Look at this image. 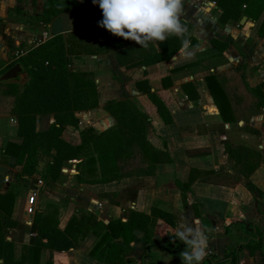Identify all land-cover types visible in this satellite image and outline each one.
Returning <instances> with one entry per match:
<instances>
[{
  "label": "crops",
  "instance_id": "obj_1",
  "mask_svg": "<svg viewBox=\"0 0 264 264\" xmlns=\"http://www.w3.org/2000/svg\"><path fill=\"white\" fill-rule=\"evenodd\" d=\"M52 2L0 0V55L12 60L61 35L69 68L93 74L98 98L96 107L77 112L78 125L66 126L63 138L78 144L85 127L104 131L115 125L103 104L129 97L150 119L147 138L166 151L170 160L157 163L152 172L139 162L130 167L129 174L108 182L79 181L76 163L82 158L71 159L52 182L36 174L19 178L15 157L5 152L8 142H22L17 116L11 111L13 96L0 93V192H14L10 217L18 224L7 234L14 242V260L21 259L23 244L35 234L29 229L34 213L27 211V198L34 192L35 211L51 214L61 229L72 216L82 219L92 214L100 222L84 236L78 228L74 230L76 247L43 248L39 264H110L90 253L106 231L105 224L115 218L126 220L131 208L150 214L153 207L170 212L175 225L153 217L154 243L146 248L140 242L143 231L135 229L138 240L130 241L128 253L135 259L133 264H182L178 253L186 246L175 238V232L180 225L194 222L208 240L202 264H223L217 260L224 257L231 264V256L234 264H264V104L253 89L264 82V36L259 30L264 10L255 16L243 14L246 19L240 24V19L221 21L222 8L215 0H184L182 23L188 28L194 58L178 54V49L169 59L146 63L145 55L152 56L150 49L161 51L159 42L140 48L99 27L102 12L92 0H58L54 13ZM221 58L222 63L211 66ZM208 75L215 76L225 98L217 90L215 100ZM186 82L196 95L192 99ZM148 91L165 102L168 121ZM45 116L46 126L54 120L51 114L39 116L37 129L45 128L41 123ZM37 169H43L42 164ZM250 238L260 239L255 249L237 248ZM169 241L170 247H158Z\"/></svg>",
  "mask_w": 264,
  "mask_h": 264
},
{
  "label": "trees",
  "instance_id": "obj_2",
  "mask_svg": "<svg viewBox=\"0 0 264 264\" xmlns=\"http://www.w3.org/2000/svg\"><path fill=\"white\" fill-rule=\"evenodd\" d=\"M57 1L53 0L51 9L55 12ZM222 8L221 21L239 20L243 14L259 15L264 10V0H215ZM245 4V8H242ZM254 4H259L253 12ZM264 36V20L259 27ZM161 51L150 49L152 55H145V62L151 63L169 59L181 46L175 36H170L165 42H159ZM142 48V47H140ZM143 53L145 49H143ZM67 49L63 37L55 35L37 46L30 48L18 57L4 62L0 60V73L16 61H21L29 73L26 83L20 87L17 83H4L0 93L12 95V114L17 116V133L22 137L20 144L8 142L5 152L15 157L19 166L17 176L20 178L34 175L38 172L41 155L48 156L41 177L46 182L56 180L62 172V167L71 159L82 158L76 163L79 181L87 183L108 182L118 180L130 173V167L140 163L146 164V171L152 172L159 162L169 161V154L152 145L146 136L145 129L150 122L149 117L141 112L129 97L108 99L103 104L105 110L116 120L115 125L104 131H98L89 125L81 130V142L74 144L62 133L66 126H77L78 111L91 109L98 105L97 88L91 72L71 70L68 66ZM224 58L213 60L212 65L222 63ZM209 89L216 100L217 90L225 98L223 89L214 75L206 76ZM213 84H216V88ZM190 82L184 84L189 97L196 95L188 90ZM264 82L253 89L259 95L260 103L264 104ZM156 105L158 112L165 120H169L167 106L155 92H147ZM51 114L54 120L44 129H37V121L41 115ZM14 192H0V259L2 264H39L43 248L57 251L67 250L78 245V228L81 236L86 235L91 228L99 224L97 217L89 215L77 219L70 217L65 228L57 226V219L52 215L34 212L28 243L23 244L20 260L13 258V240L7 238L9 228L18 222L10 217L13 206ZM153 217H161L171 225H175V217L168 211L153 207L150 214L129 209L126 220L115 218L105 224L106 231L91 249V255L98 260L110 264H133L135 259L128 255L131 250L130 241L138 240L133 234L135 229L143 231L140 242L154 243L150 223ZM264 217V214H263ZM84 219H86L84 221ZM96 232V231H95ZM261 235V231L258 232ZM260 239L250 238L246 243H240L237 248L246 245L255 249ZM172 241L158 244L159 248L170 247ZM235 253V251H234ZM146 251L143 252V256ZM212 259V258H211ZM235 259L231 256L230 263ZM217 263L229 264V258L224 257ZM52 264V262H46Z\"/></svg>",
  "mask_w": 264,
  "mask_h": 264
},
{
  "label": "clouds",
  "instance_id": "obj_3",
  "mask_svg": "<svg viewBox=\"0 0 264 264\" xmlns=\"http://www.w3.org/2000/svg\"><path fill=\"white\" fill-rule=\"evenodd\" d=\"M92 3L98 4L102 12L98 26L112 35L134 41L145 49L150 42L162 43L175 36L181 42L178 54L194 58L188 28L182 23L184 0H92ZM175 238L186 246L178 253L182 264H202L208 240L197 223L180 225Z\"/></svg>",
  "mask_w": 264,
  "mask_h": 264
},
{
  "label": "water",
  "instance_id": "obj_4",
  "mask_svg": "<svg viewBox=\"0 0 264 264\" xmlns=\"http://www.w3.org/2000/svg\"><path fill=\"white\" fill-rule=\"evenodd\" d=\"M246 19L243 15L239 23L242 24ZM29 78V73L21 61L14 62L11 66L0 73V83H17L21 85Z\"/></svg>",
  "mask_w": 264,
  "mask_h": 264
},
{
  "label": "rangeland",
  "instance_id": "obj_5",
  "mask_svg": "<svg viewBox=\"0 0 264 264\" xmlns=\"http://www.w3.org/2000/svg\"><path fill=\"white\" fill-rule=\"evenodd\" d=\"M258 6H259V4H254V6L252 7V10H253V12L255 11V10H258L257 8H258ZM243 8V7H242ZM0 60H4V62L6 63V62H9L10 60H11V58H4V57H2L1 55H0ZM28 80V79H27ZM26 80V81H27ZM26 81L22 84L21 83V85H19L20 87H22L25 83H26ZM0 84H3V83H0ZM3 86V85H2ZM2 86H1V88H2ZM41 123H42V126H44V127H47L46 126V124H47V116H45V117H43V120L41 121ZM47 158H48V156H46V155H41L40 156V161H39V164H42V167H45V163H46V160H47ZM66 165H68V164H66ZM42 169H38V172L36 173V175H38V176H40V175H42V171H41ZM68 172V174L70 173L71 174V172H70V170H68L67 171ZM73 172V171H72ZM24 178V177H23ZM22 184V183H21ZM26 186V183L24 182L23 184H22V187H25ZM26 189V188H25Z\"/></svg>",
  "mask_w": 264,
  "mask_h": 264
},
{
  "label": "built area",
  "instance_id": "obj_6",
  "mask_svg": "<svg viewBox=\"0 0 264 264\" xmlns=\"http://www.w3.org/2000/svg\"><path fill=\"white\" fill-rule=\"evenodd\" d=\"M243 6H245V4ZM40 182L41 181H39V183ZM35 200H36L35 199V193L32 192L27 198V201H28L27 211L30 212V213H34L35 212V206H34Z\"/></svg>",
  "mask_w": 264,
  "mask_h": 264
}]
</instances>
